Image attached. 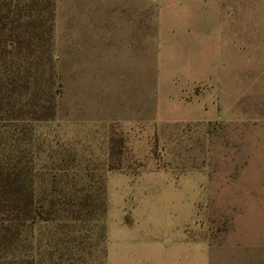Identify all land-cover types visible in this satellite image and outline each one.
<instances>
[{
	"label": "rangeland",
	"instance_id": "rangeland-1",
	"mask_svg": "<svg viewBox=\"0 0 264 264\" xmlns=\"http://www.w3.org/2000/svg\"><path fill=\"white\" fill-rule=\"evenodd\" d=\"M0 184V264H264V0H0Z\"/></svg>",
	"mask_w": 264,
	"mask_h": 264
},
{
	"label": "crops",
	"instance_id": "crops-1",
	"mask_svg": "<svg viewBox=\"0 0 264 264\" xmlns=\"http://www.w3.org/2000/svg\"><path fill=\"white\" fill-rule=\"evenodd\" d=\"M190 220L170 221L159 230L150 233L149 249L135 254L130 262L135 264H213L210 238L205 231L189 228ZM170 227V228H169ZM187 228V229H186Z\"/></svg>",
	"mask_w": 264,
	"mask_h": 264
},
{
	"label": "trees",
	"instance_id": "trees-1",
	"mask_svg": "<svg viewBox=\"0 0 264 264\" xmlns=\"http://www.w3.org/2000/svg\"><path fill=\"white\" fill-rule=\"evenodd\" d=\"M3 187L5 188V185H1V184H0V191L3 190ZM2 211H3V209H2ZM1 213H2V212H1Z\"/></svg>",
	"mask_w": 264,
	"mask_h": 264
}]
</instances>
